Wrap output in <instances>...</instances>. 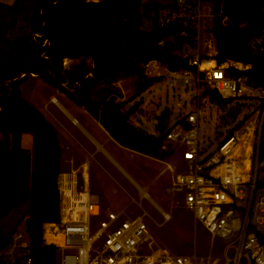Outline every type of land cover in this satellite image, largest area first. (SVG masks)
Returning <instances> with one entry per match:
<instances>
[{
    "label": "trees",
    "instance_id": "obj_1",
    "mask_svg": "<svg viewBox=\"0 0 264 264\" xmlns=\"http://www.w3.org/2000/svg\"><path fill=\"white\" fill-rule=\"evenodd\" d=\"M264 0H225L228 22H213L218 63L233 59L251 62V78L264 85V57L249 54L246 42L264 24ZM142 0H15L0 2L3 12H28L27 36L0 44V223L14 207L27 202L33 218L29 237L31 264H57L56 247L61 235L48 231L58 219L56 177L60 171L61 145L57 129L38 108L21 95L22 72L35 73L53 88L82 106L112 138L127 149L163 159L173 150L162 149L164 135L149 134L129 122L116 101L112 82L119 76H135L134 97L154 83L144 73L151 61L167 69L191 68L175 53L185 41L168 40V32L155 23L142 28ZM166 40L161 47L158 42ZM64 58L78 60L64 69ZM86 60H90L88 64ZM104 85V86H102ZM101 87V88H98ZM206 93V92H205ZM210 99L226 103L211 91ZM177 122L187 123L181 119ZM158 129V128H157ZM23 133L31 135V147L21 145ZM44 225L43 242L42 227ZM0 224V250L10 242ZM0 264L5 262L0 257ZM11 264H22L21 258Z\"/></svg>",
    "mask_w": 264,
    "mask_h": 264
},
{
    "label": "built area",
    "instance_id": "obj_2",
    "mask_svg": "<svg viewBox=\"0 0 264 264\" xmlns=\"http://www.w3.org/2000/svg\"><path fill=\"white\" fill-rule=\"evenodd\" d=\"M148 2L155 5L151 7ZM224 2L173 0L159 4L142 0L140 8L142 20L148 14L151 27L155 23L165 29L168 40L185 39L175 53L186 58L188 66L195 70L168 69L171 78H181L186 85L194 82L197 95L210 87L222 100L253 102L238 129L229 132L212 152H205L199 145L198 110L181 117L187 126L181 122L172 127L164 125L162 133V149L174 151L170 142L184 147L183 170L165 164L164 170L173 174L170 189L181 194L185 208L209 233L210 248L216 237L228 240L222 254H176L157 245L144 220L149 215L143 208L134 216L119 210L99 217V197L90 189L89 159L85 158L76 167L69 160V168H60L56 177L58 219L47 224L51 234L62 238L61 244L51 243L56 247L57 264H264V195L257 194L264 189V85L251 78V62L216 60L213 22H228ZM261 12L264 17V1ZM165 44V39L158 42L161 47ZM246 47L251 56L264 57V24L247 40ZM66 59L62 61L64 67ZM25 74L35 76L22 72L19 78ZM49 102L60 105L55 96ZM72 121L78 123L75 118ZM134 185L140 198L150 200L143 187ZM154 206L161 223L171 218L169 212ZM24 234L15 233L13 240L18 241ZM42 238L49 244L44 238V226ZM29 245V240L13 243L21 253L11 263L21 258L22 264H31ZM2 253L5 252H0L1 258Z\"/></svg>",
    "mask_w": 264,
    "mask_h": 264
},
{
    "label": "rangeland",
    "instance_id": "obj_3",
    "mask_svg": "<svg viewBox=\"0 0 264 264\" xmlns=\"http://www.w3.org/2000/svg\"><path fill=\"white\" fill-rule=\"evenodd\" d=\"M14 1L0 0L8 5H12ZM152 1L159 4L173 2V0ZM28 15L27 11L14 14L3 12L0 16L1 37L13 40L19 36H27L29 34ZM142 28L144 30L151 28L148 14L143 17ZM77 61L66 59V67L63 62L62 66L68 69ZM86 62L91 64L90 60ZM143 69L147 76L154 77L156 80L133 100L131 99L135 96V76L122 75L111 84L117 94L116 101H125L122 107L124 111L139 100L137 109L130 114L128 119L130 123L149 134H160L156 127V117L164 111L168 112L164 125L172 127L184 113L198 110L199 145L205 152H212L229 132L238 129L244 116L252 109L249 105L253 104L251 101L238 104L233 101L223 103L210 99L208 93L197 95L194 82L186 85L181 78H171L167 67L157 61L150 62ZM20 89L22 97L42 111L47 120L57 129L62 144L61 155L67 162L62 164V168H69L70 161L67 160H72L73 166L76 167L85 158L89 159L90 189L99 197V217L105 216L109 211L119 210H124L125 214L134 216L141 213L143 208L149 215L145 216L144 220L157 245L176 254H189L194 251L197 254H222V249L228 240L216 237L210 248L209 233L194 219L192 211L185 208L181 194L170 189V172L166 170L165 173L162 172L156 176L158 171L164 167L163 163L116 144L82 106H78L65 94L53 88L41 76L27 74L20 83ZM52 96L57 98L68 113L79 121L135 182L146 186L148 196L170 213L171 218L168 221L161 223V215L151 200L140 198L138 189L132 181L110 161L103 151L96 148L92 140L81 129L71 123L68 118L70 115L48 102ZM230 115H233V118H229ZM22 135L23 145L31 147V135L29 133ZM170 145L175 148L171 161L176 164L177 170L181 171L184 169V147L174 142H170ZM260 192L264 195V189L258 190L257 194ZM139 202L141 207L138 206ZM28 210V203H22L1 220L2 230L11 239L9 244L0 250V252H5L1 255L5 264H11L13 258L21 253L18 248L13 247V243L29 240L26 234L22 235L18 241L13 240L15 233L24 231V219L26 214L28 216ZM9 250L12 252L11 255L7 254Z\"/></svg>",
    "mask_w": 264,
    "mask_h": 264
},
{
    "label": "crops",
    "instance_id": "obj_4",
    "mask_svg": "<svg viewBox=\"0 0 264 264\" xmlns=\"http://www.w3.org/2000/svg\"><path fill=\"white\" fill-rule=\"evenodd\" d=\"M152 62V61H151ZM150 63V62H149ZM148 63V64H149ZM49 102V101H48ZM63 107V106H62ZM61 107V109H62V111H64V113H66V114H68V115H70V116H68V118L70 119V121H71V123L73 124V125H75V126H77L79 129H81L88 137H89V139H91L92 140V142L95 144V146H96V148L98 149V150H101V151H103L105 154H106V156L110 159V161L130 180V181H132V183L133 184H137V185H139L137 182H135L131 177H130V175L129 174H127V172L126 171H124V169L105 151V149L102 147V145H100L86 130H85V128L79 123V121L77 120V122H78V124H75V123H73V121H72V119L73 118H75V117H73V116H71V114L70 113H68V111L66 110V108H64V110H63V108ZM76 119V118H75ZM97 122V121H96ZM97 124H98V122H97ZM99 125V124H98ZM99 127H101L100 125H99ZM102 128V127H101ZM102 130H103V128H102ZM104 131V130H103ZM105 132V131H104ZM106 133V132H105ZM24 134V133H23ZM107 134V133H106ZM108 135V134H107ZM23 136V135H22ZM22 136H21V138H22ZM108 137L109 138H111L109 135H108ZM112 139V138H111ZM22 141V140H21ZM21 145H22V147H24V148H30V147H28V145H23V143L21 142ZM60 145H62L61 143H60ZM133 151V150H132ZM136 152V151H135ZM139 153V152H138ZM61 154H62V152H61ZM142 154V153H141ZM173 154L174 153H172L171 155H169V156H166V157H164L163 159H158V158H154V157H148V158H151V159H153V160H156V161H159V162H161V163H163L164 164V167L162 168V169H160L159 171H158V173L156 174V176H158L159 174H161L162 172H164L165 173V171L166 170H168L169 171V169H166V170H164L165 169V164H169V165H173V166H175V167H177L176 166V164L175 163H173L172 161H171V157L173 156ZM144 155V154H143ZM144 156H146V155H144ZM66 160L62 157V155H61V163H60V168H62V164L63 163H67V162H65ZM68 162H69V160H67ZM164 170V171H163ZM170 172V180H171V175H173L172 173H171V171H169ZM140 187H143L144 189H145V191H146V186H141V185H139ZM150 198V197H149ZM150 200H151V202L153 203V205H156L157 207H159V208H161L156 202H154L151 198H150ZM15 208V207H14ZM13 208V209H14ZM13 209H11V210H13ZM10 210V211H11ZM10 213V212H9ZM25 216H27V214L25 215Z\"/></svg>",
    "mask_w": 264,
    "mask_h": 264
},
{
    "label": "water",
    "instance_id": "obj_5",
    "mask_svg": "<svg viewBox=\"0 0 264 264\" xmlns=\"http://www.w3.org/2000/svg\"><path fill=\"white\" fill-rule=\"evenodd\" d=\"M148 4L151 7H153L155 5L154 2H148ZM35 76H37V75H35ZM18 78H19V76L15 77V79H18ZM211 91H212V89L210 87H206V89H205L206 93H210ZM138 104H139V100H136L127 110H125L124 111L125 117L128 118L130 116V114L137 109ZM166 116H168V112L164 111L156 117V121H157L156 127L158 128V131L160 133H163L165 130L164 129V119L166 118ZM229 118H233V115H230ZM143 131L144 130L142 129V132ZM32 221H33V218H31L30 216H26L24 219V232L27 235L30 234Z\"/></svg>",
    "mask_w": 264,
    "mask_h": 264
},
{
    "label": "bare ground",
    "instance_id": "obj_6",
    "mask_svg": "<svg viewBox=\"0 0 264 264\" xmlns=\"http://www.w3.org/2000/svg\"><path fill=\"white\" fill-rule=\"evenodd\" d=\"M61 107H62V105L60 104L59 105V108L61 109ZM63 108V107H62ZM63 110H64V108H63ZM75 124H78V123H75ZM62 243V241L59 243V244H61Z\"/></svg>",
    "mask_w": 264,
    "mask_h": 264
}]
</instances>
